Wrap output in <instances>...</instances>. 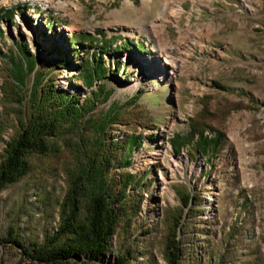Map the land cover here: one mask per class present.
Instances as JSON below:
<instances>
[{
	"label": "rangeland",
	"instance_id": "rangeland-1",
	"mask_svg": "<svg viewBox=\"0 0 264 264\" xmlns=\"http://www.w3.org/2000/svg\"><path fill=\"white\" fill-rule=\"evenodd\" d=\"M25 5L30 8L14 11L13 20L2 16ZM98 31L117 37L115 45L130 39L148 52L119 54L114 45L102 54L108 71L102 83L112 97L91 114L100 119L112 103L125 105L105 141L118 142L121 162L140 138L131 164L111 169L117 180L135 176L137 186L126 189L130 216L119 223L110 255L101 263L77 264H117L119 255L127 264H169L174 231L180 264H264V0H0V161L31 117L30 105L21 102L26 92L11 77L9 58H20L17 44H28L39 65L49 62L57 89L83 102L91 91L82 87L79 65H94L99 46H74V56L68 39ZM67 59L76 66L63 65ZM130 84L137 89L128 90ZM139 90L142 97L127 105ZM197 123L210 139L224 135L218 153L204 158L192 146L175 151V136L189 135ZM94 137L90 125L66 129L47 153L31 155L24 179L0 191V236L7 238L13 228L25 243L0 247V264H38L25 249L56 229ZM188 193L194 198L185 209Z\"/></svg>",
	"mask_w": 264,
	"mask_h": 264
},
{
	"label": "trees",
	"instance_id": "trees-1",
	"mask_svg": "<svg viewBox=\"0 0 264 264\" xmlns=\"http://www.w3.org/2000/svg\"><path fill=\"white\" fill-rule=\"evenodd\" d=\"M27 8L30 7L25 5L18 6L12 11L3 10L2 16L13 20L14 11H24ZM61 24L64 23L57 22V26ZM55 32L56 28L52 27V33ZM117 40V37H109L103 31L91 36L87 33H76L68 39L74 56L78 54L74 46L84 43H88L90 47L93 44L99 46V58L97 59L95 54L92 56V59L95 58L94 65L90 62L79 65L83 74L82 87L91 91L83 102L78 95L57 89L51 78L55 70L49 71L53 67L45 60L39 65L28 44L18 43L17 51L20 58L17 55H11L9 58L12 66L11 77L19 91L24 94L26 92L27 96H22L21 102L26 101L30 105L31 117L23 132L8 142L5 149L0 161V191L24 179L31 172V155L47 153L52 140L63 134L66 129L77 130L84 125H90L95 132L91 156L88 162L79 168L70 183V189L60 206L56 229L46 234L42 241L31 242L25 249L24 255L35 263H101L103 258L110 255L119 223L130 216L126 189L137 186L136 177L124 173L120 180H117L111 176V169L115 168L116 163L121 165L122 169L131 164L130 154L140 144V138H134L127 156L121 162H117L115 151L118 150V142L105 140L108 127L118 120L119 112L125 105L114 102L100 119L91 117L99 102H108L112 97V91L102 83L108 74L102 54H107ZM126 42L132 45L131 50ZM115 49L119 54L122 53V49L148 54L147 50H142L130 39H125L122 45H115ZM63 65L76 66L70 59ZM116 71H120V66L116 67ZM29 79H32L30 88L27 87ZM142 95L143 91L139 90V94L132 97L127 105H135ZM223 137L222 133H217L213 139L206 137L205 131L197 123L192 126L189 135L178 134L172 142L176 152H180L186 146H192L199 155L206 158L211 151L219 152ZM112 148L114 150L110 153ZM120 184L123 188L117 190ZM193 198L190 193L183 195L182 203L185 209L191 206ZM181 214L174 218L175 229L183 219ZM177 238L174 231L167 246L169 264H180L182 260L181 242L176 240ZM7 246L20 248L25 246L21 235L13 228L10 229L7 238L0 236V247ZM127 262L125 255L118 256L117 264Z\"/></svg>",
	"mask_w": 264,
	"mask_h": 264
},
{
	"label": "bare ground",
	"instance_id": "bare-ground-1",
	"mask_svg": "<svg viewBox=\"0 0 264 264\" xmlns=\"http://www.w3.org/2000/svg\"><path fill=\"white\" fill-rule=\"evenodd\" d=\"M138 87V84H130L129 86H127V89L130 90V91H134L136 90Z\"/></svg>",
	"mask_w": 264,
	"mask_h": 264
}]
</instances>
